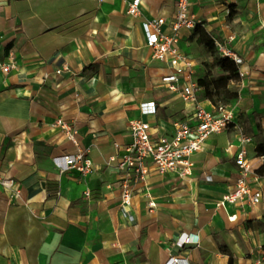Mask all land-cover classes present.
Here are the masks:
<instances>
[{
    "label": "crops",
    "instance_id": "1",
    "mask_svg": "<svg viewBox=\"0 0 264 264\" xmlns=\"http://www.w3.org/2000/svg\"><path fill=\"white\" fill-rule=\"evenodd\" d=\"M133 1L0 0V60L16 64L0 70V171L21 190L14 198L0 187V264H264V0H189L204 27L183 31L178 47L197 80L213 62L207 40L243 59L244 75L230 85L239 95L227 107L233 124L194 154L193 175L152 171L138 182L118 168L130 122L169 137L175 122L196 123L193 105L163 82L170 63L146 44L149 20L164 18L172 33L177 0H144L138 16L128 12ZM198 100L217 113L203 90ZM241 137L252 141L244 146ZM243 148L262 200L220 208L236 188ZM79 152L92 173L55 166ZM184 234L198 243L180 248Z\"/></svg>",
    "mask_w": 264,
    "mask_h": 264
},
{
    "label": "built area",
    "instance_id": "2",
    "mask_svg": "<svg viewBox=\"0 0 264 264\" xmlns=\"http://www.w3.org/2000/svg\"><path fill=\"white\" fill-rule=\"evenodd\" d=\"M102 2L103 0H99ZM144 0H134L129 6V14L138 16L140 7ZM166 20L158 18L149 20L144 24L146 34V44L153 51V56L160 62H168L172 68V74L163 79L168 84L171 91L181 92V96L186 103L194 107L195 125L186 122H175V134L171 137L167 135H154L150 124L134 120L130 122L131 143L126 147L125 154L119 159L118 168L121 171L132 172L135 180H145V178L155 171L158 174L166 175L170 173L178 174L182 178L193 175L194 154L204 149L205 143L214 135L221 134L228 129L234 120V115L227 107H218L217 113L207 111L198 100V93L202 90L195 76L194 63L186 54L180 51L178 45L181 41L183 31H195L204 27L192 13L189 0L176 1V13L171 24L172 33L164 31ZM234 38H231L233 40ZM219 53L234 62L239 69L243 64V59L232 51L227 50L221 43H216ZM16 68L14 57L10 56L8 63L0 60V70L8 74ZM240 78L244 75L239 69ZM154 104H145L142 111L145 115L154 113ZM63 125L62 122L59 123ZM64 128H66L64 126ZM68 138L77 144L76 130H67ZM252 140L241 137V143L245 146ZM264 159V158H262ZM55 166L61 173L77 170L83 175L92 173L93 164L82 152L75 155H68L55 158ZM111 161H115L112 159ZM235 163L239 169V178L233 192L225 195L219 202L220 208H225L228 204H239L256 206L262 200V194L251 186L250 177L253 175L252 166L247 159V152L243 148L235 158ZM211 182L212 179L208 178ZM0 187H2L11 197L20 198L21 190L19 184L6 178L0 171ZM132 198V189L128 182L123 187V203L128 205ZM151 208L155 204H150ZM198 237L184 234L181 236L178 246L184 248L189 244H197ZM167 264H188L186 260L171 259Z\"/></svg>",
    "mask_w": 264,
    "mask_h": 264
},
{
    "label": "trees",
    "instance_id": "3",
    "mask_svg": "<svg viewBox=\"0 0 264 264\" xmlns=\"http://www.w3.org/2000/svg\"><path fill=\"white\" fill-rule=\"evenodd\" d=\"M201 28H197V33ZM204 49L212 58V64L204 63V75L198 77V84L204 91V95L215 107H228L233 101L237 100L238 92L230 85L240 81L239 69L234 62L223 57L214 41L207 40ZM258 153L264 154V147H258Z\"/></svg>",
    "mask_w": 264,
    "mask_h": 264
},
{
    "label": "rangeland",
    "instance_id": "4",
    "mask_svg": "<svg viewBox=\"0 0 264 264\" xmlns=\"http://www.w3.org/2000/svg\"><path fill=\"white\" fill-rule=\"evenodd\" d=\"M202 75H204V72H202L199 76H202Z\"/></svg>",
    "mask_w": 264,
    "mask_h": 264
}]
</instances>
